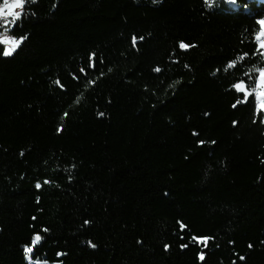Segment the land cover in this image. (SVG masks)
Segmentation results:
<instances>
[{
  "label": "trees",
  "instance_id": "obj_1",
  "mask_svg": "<svg viewBox=\"0 0 264 264\" xmlns=\"http://www.w3.org/2000/svg\"><path fill=\"white\" fill-rule=\"evenodd\" d=\"M260 15L264 0L29 3L0 57V264H28L34 233L47 264H264V124L231 89L264 67L238 59Z\"/></svg>",
  "mask_w": 264,
  "mask_h": 264
},
{
  "label": "snow or ice",
  "instance_id": "obj_2",
  "mask_svg": "<svg viewBox=\"0 0 264 264\" xmlns=\"http://www.w3.org/2000/svg\"><path fill=\"white\" fill-rule=\"evenodd\" d=\"M37 0H0V57L3 58H11L14 54L17 53V51L21 48L25 40L27 39V36H20L17 37L15 35H11L12 33L19 25L18 22H20L25 14V9L31 4H35ZM157 0H153V3H156ZM224 2H227L232 5H237V0H224ZM205 5L209 7L215 6V0H204ZM245 7H249L248 5H245ZM34 15V13H33ZM255 25L256 30L253 31L252 36L249 39V43L254 45V48L249 54L248 52H243L238 59L243 62L250 58H256L259 57L261 62L264 63V15H260L255 19ZM141 41L143 40V37L139 38ZM137 37H132V44L135 47L137 45ZM243 43V41H242ZM179 48L181 50L187 51L191 47H195V45L187 44L183 41L179 42ZM95 53L89 54L88 60L91 62L90 67H95ZM102 62V61H101ZM187 67V65H185ZM228 68H236L237 64L233 61H229L227 64ZM81 73L85 72V69H80ZM111 69H109V72ZM154 72H161L162 69L159 67H156L153 69ZM77 78L78 77H74ZM55 83L59 84V81H56ZM89 83L94 84V81H89ZM175 83H179V81H176ZM174 85H170L169 87H173ZM231 89L234 90V92L239 96L242 97V99H237L235 103L232 104L233 109H237L239 106H246L250 107L252 109V115L254 117L253 123L259 122L260 124H264V67H256L253 70L244 72L243 75L236 80L231 85ZM65 116L68 115L67 112L64 114ZM100 115H103L101 113ZM207 115V114H206ZM238 121H233V127H236L238 125ZM63 129L62 127L57 128V133L61 132ZM193 136L198 137V132H193ZM206 141L199 140L198 146H204ZM212 144H215V141L211 142ZM23 155V153H21ZM262 163H264V160H262ZM45 184L50 183V181L45 180ZM35 187L37 189L41 188V183L37 182ZM39 199V198H38ZM35 219V217H33ZM85 224L90 223L89 221H85ZM185 225L181 223V229H183ZM43 232H48V229H42ZM45 237H43L40 233H34L31 237L30 245L25 244L23 247V253L25 259L28 261V264H41V261L39 259L33 261L32 257L35 255V253L38 251L39 246H42V242L44 241ZM212 239L211 237H192L193 242H199L202 245L207 244V241ZM89 246L95 247L94 244H91L89 242ZM165 250H168L170 247L169 245H165ZM182 248L188 247V245L182 244ZM251 248L252 245H249ZM64 255V253H57V256ZM201 260L204 259V256L201 254L199 257ZM241 260H244V257L240 258ZM43 264H47V260L45 259L43 261Z\"/></svg>",
  "mask_w": 264,
  "mask_h": 264
},
{
  "label": "rangeland",
  "instance_id": "obj_3",
  "mask_svg": "<svg viewBox=\"0 0 264 264\" xmlns=\"http://www.w3.org/2000/svg\"><path fill=\"white\" fill-rule=\"evenodd\" d=\"M11 35H14L13 33H10ZM16 36V35H15ZM17 37H20V36H17ZM41 264H43V262H41Z\"/></svg>",
  "mask_w": 264,
  "mask_h": 264
}]
</instances>
